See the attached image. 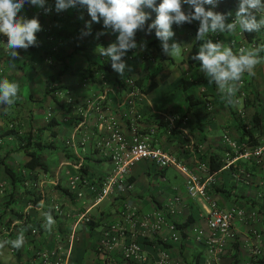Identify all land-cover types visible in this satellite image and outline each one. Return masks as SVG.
<instances>
[{
  "label": "crops",
  "instance_id": "obj_1",
  "mask_svg": "<svg viewBox=\"0 0 264 264\" xmlns=\"http://www.w3.org/2000/svg\"><path fill=\"white\" fill-rule=\"evenodd\" d=\"M220 1L218 0L217 6ZM48 3L53 6L50 14L43 15L41 14L43 9L28 4L18 14L26 15L28 18L38 17L41 24V31L36 34L38 46L27 50L18 49L19 58L16 59L8 55L4 43L0 46V80L7 78L9 81L20 84L19 98L15 105L7 111L6 106L0 105L1 120L22 123L23 131L32 130L37 141L41 140L53 146L52 150L48 149L40 153L41 158L44 153H47L48 159L42 158L47 168L46 171L41 169L30 171L25 168L28 157L21 150L22 142L20 144L16 142L18 135L5 136L8 132L3 129L1 131L5 141L0 147V189L1 186H5L9 194L5 195L0 192V243L4 245L0 247V264H32L30 257L34 247L60 248L68 257L69 264H96L98 261L96 247L103 225L120 220V211L126 203L137 207L142 213L155 211L168 213V206L174 203L173 198L176 196L183 198V204H174L177 214L170 216L169 219L179 224L186 223L189 218L192 219L193 224L185 230V239L182 238L179 243H172L169 240L170 232L164 229L156 238L149 237L141 240L144 241L143 250L152 262L162 250H165L171 257L170 264H207L204 245L196 243L192 236L193 229L201 227L206 229V214L200 202L188 198L185 191V177L176 169L169 168L160 171L154 163L142 162L132 170L130 176L133 190L120 192L119 195L110 197L96 206L95 200H92L90 196L79 200L68 193L66 189L69 179L67 172L76 173L73 167L83 163V160L84 172L92 180L106 176L111 170V165L94 150L99 124L95 113H92L88 120L87 135H90L91 139L84 148H79V136L82 133L77 134V125L80 119L74 114V109L60 104L63 100L57 99L59 102L56 103L52 96L48 95L47 81L49 77L60 74L58 84L63 90L76 94L80 99L105 97V104L112 112H115L120 101L121 88L114 77L119 78L124 74H130L134 78H139L153 73L157 76L159 88L145 96L138 106L144 117L141 128L145 132L150 131L156 121L153 119V114L159 116L160 109L188 115L190 121L185 133L171 135L164 127L159 126L156 147L176 156L191 169H195L199 164L210 168L211 158L223 161L228 152V147L223 143L225 134L239 144L247 142L241 139L238 122L244 118L245 122H251L255 113H258L263 120V127L262 132L253 130L259 140V146L248 147V149L251 152L264 150V60H261L255 67L254 75H244L249 100H240L239 105L227 104L217 86L209 83L205 74L200 70L198 66L200 61L192 58L193 63L189 62V53L196 41L195 29H199L200 25V21H193L192 26L187 23L173 24L172 30L175 35L169 38L171 43L188 44L184 50L187 57L181 64L186 70V77H176L169 69H167L168 72L165 70L164 64L171 62L172 58L165 60L161 65H159L158 57H156L157 62L151 65L139 60L136 55L142 52L140 47L129 50L126 55L128 57L130 54H135L134 59L126 60L130 70L126 69L123 75L113 70L111 75L100 77L98 72L89 74V58L93 57L92 55L100 56L97 51L98 46L106 47L115 42L118 34L109 32L97 39L95 33L80 38L81 29L85 27L86 21L91 19L86 9L74 7L57 13L54 8L55 1L50 0ZM205 8L221 13L211 5H205ZM189 9V5H182V10L186 13ZM143 10L151 15V18L146 21L147 26L156 19L157 13L147 7ZM262 15H264V10L257 13V19L259 20ZM96 30L97 32L104 31L102 20L99 24L93 23L92 32ZM142 36L149 39L144 47L147 51L153 50L149 44L157 40L158 47L164 54L162 41L155 36V30L150 35H146L145 31H138L136 34L138 45L141 43ZM220 37V41L230 46H232L231 42H236V46H233L234 51L242 47L239 45L240 38L236 33L226 32L220 34ZM204 42L202 41L201 44ZM77 48H80L79 51H76ZM63 59L68 67L66 70L62 65ZM172 64L174 65V62ZM86 76H94V78L97 76V78L95 82L83 89ZM183 80L194 83L186 94L199 98L200 92L206 89L211 96L213 112L208 114L205 110H200V125L194 112L188 111L185 93L181 90ZM197 108H202V105ZM48 115L58 122L54 130L56 137H51L50 132L43 129L48 124ZM65 118H69V121L64 122ZM75 135H78L76 146H67V142H71ZM6 166L18 174L19 178L15 184L7 174ZM237 167L245 169L249 183L236 185L232 179L231 170L224 168L212 173L215 182L211 188V198L217 201L222 209L243 208L248 214L244 221H236L235 241L228 245L225 255L218 264H253L252 249L254 246L259 247L264 254V198L260 197L264 195V153L261 158L253 156L250 160H239L232 170ZM32 176L44 181L46 187L45 199L38 197V204L34 200L32 202L34 209L30 210L32 224L40 229V234L35 238L30 237L25 240L24 245L17 249V253L12 254L8 249L10 243H6L10 241V237L2 233V227L6 221L12 223L20 212L31 204L30 194L24 192L22 180ZM216 188L228 190L231 197H226L220 191L216 192ZM50 201L62 204L63 213L56 215L51 208ZM22 207L23 210H21ZM49 212L57 224L53 225L51 231H46L44 224ZM67 214H71L70 217ZM79 214L89 215L94 221L92 225L94 227L83 223L76 224V216ZM253 216L255 217L252 219ZM165 246L168 248H164ZM11 254L16 256V260L10 258L5 260L4 256ZM121 254L122 250L119 248L111 257L109 264H133L123 260Z\"/></svg>",
  "mask_w": 264,
  "mask_h": 264
},
{
  "label": "built area",
  "instance_id": "obj_2",
  "mask_svg": "<svg viewBox=\"0 0 264 264\" xmlns=\"http://www.w3.org/2000/svg\"><path fill=\"white\" fill-rule=\"evenodd\" d=\"M41 14L47 15L44 11ZM5 42H7L6 36L0 34V46ZM125 84L132 85L133 81L127 80ZM243 85L242 80L240 86ZM83 87L86 88V86ZM49 91L51 96L63 100L62 102L68 108L74 109V114L80 119L77 125V134L82 133L79 136V148H84L91 139L90 135H87L88 120L91 114L95 113L99 124L94 150L111 165V170L106 176L92 180L84 172L83 160V163L73 167L76 173L67 172L69 179L66 189L68 193L79 200L90 196L92 200H95L96 206L110 197L119 195L120 192L133 190L130 176L132 170L142 162H152L160 171L174 168L185 177V191L188 198L200 202L206 214V229L195 228L192 230V236L196 243L204 245L207 264H218L225 255L228 245L235 241L236 221H244L246 212L240 208L222 209L217 201L211 198L210 191L215 180H213V174L208 166L199 164L195 169H191L176 156L156 147L159 131L158 122L156 121L154 127L148 132L141 128L144 117L137 108L142 96L140 89L121 88V97L115 112H112L105 104V97L80 99L68 90L59 89L57 84L52 85ZM236 100L239 101V99ZM206 108L211 112L213 104L206 102ZM240 114L243 115L242 112ZM162 116L163 121L167 124L169 134L174 131H178L180 134L185 133L190 121L189 116L169 114H162ZM51 119V115H48L47 123ZM68 119L65 118L64 122H68ZM4 128L6 132L14 131L19 135L24 133L22 123L3 122L0 118V147L4 143L1 133ZM78 135L73 136L72 141L67 142V146H76ZM223 143L228 147L224 169L231 170L232 179L236 184L249 183L245 169L237 167L232 170V168L241 159L250 160L253 156L261 158L264 150L259 149L251 152L246 144L233 141L227 134L223 136ZM29 179L26 180L25 186L35 195L30 198L31 204L26 202L28 205L20 212V215L12 223L6 221L2 227V233L10 237V241L15 240L22 230L25 240L30 237L35 238L40 234V229L32 224L30 210L34 209L32 202L35 197L41 196L45 199L46 187L44 181L35 176ZM5 191L6 188L1 186V194H4ZM173 202L172 205L168 206V213L162 211L142 213L137 207L126 203L120 211V220L103 225L96 247L98 255L96 264H109L111 257L119 248L122 250L121 257L128 263L170 264L171 257L165 250L160 252L156 260L149 261L143 250L144 241L141 240H146L149 237L156 238L164 229H167L170 232L169 240L172 243L181 242V232L175 226V222L169 218L177 214L174 204L182 205L183 198L176 196L173 198ZM50 204L56 215L63 213L62 204H55L53 201H50ZM70 215L67 214L68 217ZM76 219V224L83 223L90 226L94 222L87 214H79ZM10 251L12 254L17 253V249L13 248L11 244ZM252 255L256 261L263 257V252L259 247L254 246ZM30 259L32 264H69L68 257L60 248L41 249L34 247Z\"/></svg>",
  "mask_w": 264,
  "mask_h": 264
},
{
  "label": "clouds",
  "instance_id": "obj_3",
  "mask_svg": "<svg viewBox=\"0 0 264 264\" xmlns=\"http://www.w3.org/2000/svg\"><path fill=\"white\" fill-rule=\"evenodd\" d=\"M43 9L45 14L53 11L48 0H0V34L7 37L4 43L5 51L13 58H19L18 49L27 50L38 46L37 33L41 31L38 17L28 18L18 15L25 5ZM218 0H162L159 5L156 0H55L54 8L60 13L69 8L79 7L86 9L91 17L81 29L80 38L92 35L93 23L103 21L104 31L96 33V38L111 32L118 34L115 42L105 46H98L100 55L111 60L112 68L123 75L130 70L126 61L122 60L129 50L146 47V42L139 45L136 41L138 31H145L150 35L155 30V36L162 41L163 52L170 57L181 55V44H169V38L175 33L172 25H183L200 21L195 39L205 41L199 47L198 55L193 57L201 61L200 70L205 74L209 83H214L223 94L227 104L234 105L236 93L245 74L254 75L255 67L264 60L260 54L264 52V45L259 47H240L234 51L224 41L213 42L210 34H234L237 29L248 33L258 32L264 28V15L257 19V13L264 10V0H239L238 10L232 22H227L232 13H218L206 10L205 5L216 7ZM182 5H189L186 13ZM144 7L151 8L157 13L156 19L146 26L151 18ZM194 9V11H192ZM83 19V16H81ZM20 84L4 78L0 80V105L6 106V111L15 105L19 98ZM55 221L49 212L46 215L44 228L51 231ZM25 236L22 230L15 240L7 241L15 249L24 245ZM0 243V247H3Z\"/></svg>",
  "mask_w": 264,
  "mask_h": 264
},
{
  "label": "trees",
  "instance_id": "obj_4",
  "mask_svg": "<svg viewBox=\"0 0 264 264\" xmlns=\"http://www.w3.org/2000/svg\"><path fill=\"white\" fill-rule=\"evenodd\" d=\"M50 1V0H48ZM51 1H55V0H51ZM238 1L239 0H221L220 4L218 6H216V9L218 11H220L221 13L227 14V13H232L231 16H229L228 21L227 22H232V20L235 18V13L238 10ZM160 0H156V4L159 5ZM188 25H193L192 23H187ZM147 27V26H145ZM238 30H240L239 28L237 29L236 32H238ZM198 29H195V34L197 35ZM97 33L96 31H93L92 34ZM153 33V31H152ZM241 35L243 37V39L241 38V40L245 42L246 45H241L242 47H259L261 45H264V28H262L260 31L258 32H252V33H248V32H244L241 30ZM239 38V37H238ZM209 39H212V41L215 42H219L221 40L220 34H210ZM202 41H195L192 50L189 53V62L193 63L192 58L195 57L196 55H198V49L201 45ZM232 46H236V42H231ZM149 47H151L153 50L151 51H147V49H145L144 47L142 48V52H139L136 56L139 58V60L145 61L149 64L147 65H151L157 62L156 57H158V61H159V65H161L162 62H164L165 60H169L170 58H167L165 53L162 54V50L161 48L158 47V43L157 40H153L150 44ZM80 48H77L76 51H79ZM262 57H264V52H261L260 54ZM90 57L88 61L89 62V66H88V71L89 74H96L97 72L99 73L100 77H105V75L108 76V74L111 75V73H113V68H112V63L111 60L109 58H104V56L100 55V56H94ZM135 58V54L134 55H129L128 57H122V60L124 61H129ZM170 61L173 63L174 61L170 59ZM196 61V60H195ZM194 61V62H195ZM197 62V61H196ZM201 61L198 63V66H201ZM62 65H64V70H66V68H68L65 64V59L62 60ZM97 78V76H96ZM96 78H94V76L88 77L86 76L84 78L83 81V86H86V88L88 87V85H90L91 83L96 81ZM99 78V77H98ZM115 79H117V83L120 84L119 88H137L140 89L142 96L140 101L138 102L137 108L138 111L140 112V102L143 100V98L145 96L150 95L151 93H153L156 89L159 88V84L157 82V76L154 75L153 73L151 74H147L144 77H139V78H134L132 77L130 74L129 75H123L122 77H114ZM127 80H132L133 84L132 85H128L125 84V82ZM243 82L244 85L241 87L239 86V91L236 93V99L240 100H244V101H248V95H247V81L245 80V78L243 77ZM60 81V74H58L57 76H51L48 78L47 81V93L48 95L51 96V92L49 91V88L54 85V84H58V82ZM182 92L185 93V101L188 104V111L189 112H194L195 116L197 117L198 123L200 125V110H205L208 114L212 113L213 110L211 112L208 111V109L206 108V102H212L211 100V96L208 94L207 90L203 89V91L200 92L199 98H196L194 95L192 94H186L188 92L189 89H191L194 85L193 82L187 81V80H183L182 82ZM85 88V87H83ZM85 88V89H86ZM59 89L62 90V87H60L59 85ZM53 100L57 103L59 102L57 100V98H54L52 96ZM237 101V100H236ZM237 101L235 103L236 104H240V102ZM60 104H62V106L65 105L64 102H61ZM202 105V108H197L198 106ZM66 106V105H65ZM70 109V108H69ZM198 109V110H197ZM214 109V107H213ZM161 113L159 116L154 115L153 114V119H156V121L158 122L159 126L162 128L164 127L167 131V124L163 121V116L162 114H169V115H181L178 112H173V111H168L166 109H160ZM204 111V112H205ZM183 116H188L186 114H182ZM155 121V123H156ZM245 118L244 120H240V122H238V130L241 133V139L243 141H247L245 142V144L248 147H257L259 146V140L258 138L254 135L253 130H258L260 132H262V127H263V120L260 118V115L258 113H255L254 116L252 117L251 122H245ZM58 126V122L56 121L55 118H52L49 123L46 125L45 130H48L50 132L51 137H56V132L54 131L55 128ZM42 129V130H43ZM16 132L14 131H10L8 132V134L6 135H14ZM180 133L178 131H174L171 135ZM185 137V136H184ZM38 139H35L34 134L32 133V130L28 131L27 136L22 140V144H21V150L24 151V153L27 155L28 157V162L25 164V168H27L30 171H35L37 169H41L43 171H46V165L44 164L40 153H42L45 150H52L53 146L47 143L42 142L41 140L37 141ZM234 157V156H232ZM226 165V161L225 158L224 160H220L218 158L214 159L211 158L210 159V170L211 173H216L219 172L220 170H222ZM234 169V167L232 168ZM5 170L7 172V174L9 175V177L12 179V183L15 184L18 180V174L13 172L10 168H8L7 166L5 167ZM247 173V172H246ZM23 181V187H24V192L26 194H30V196H35L34 194H32V192L25 186V182L26 180H22ZM236 184V183H235ZM237 185V184H236ZM214 189V188H213ZM220 191L221 193H223L226 197H231V193L228 190H223V189H219L216 188V192ZM30 192V193H29ZM212 190L210 191V195H212ZM40 197V196H38ZM35 197V203L38 204L39 202V198ZM264 198V196H263ZM243 209V208H242ZM244 210V209H243ZM245 211V210H244ZM246 212V211H245ZM247 212H246V217H247ZM251 218V216H249ZM255 216L252 217V219ZM193 224V221L191 218H189L187 220L186 223H182L179 224L178 222H175V226L177 227L178 230H180L182 238L185 239V230L187 228H189L191 225ZM94 225V222L93 224ZM90 225V226H92ZM94 227V226H92ZM164 248H168V246H165ZM260 249V248H259ZM261 250V249H260ZM262 251V250H261ZM263 252V251H262ZM253 264H264V254L263 257L261 259H258L255 261L254 257H253Z\"/></svg>",
  "mask_w": 264,
  "mask_h": 264
},
{
  "label": "rangeland",
  "instance_id": "obj_5",
  "mask_svg": "<svg viewBox=\"0 0 264 264\" xmlns=\"http://www.w3.org/2000/svg\"><path fill=\"white\" fill-rule=\"evenodd\" d=\"M109 33V32H108ZM236 33V35H237V37H239L240 38V41H239V45H242V44H244L245 42H244V40L242 41L241 40V38L243 39V37H242V35H241V30H238V32H235ZM147 40H149V39H147V37H145V36H142L141 37V39H140V41L141 42H146ZM169 42V41H168ZM178 43V42H177ZM169 44H172L171 42H169ZM186 45H188V44H186ZM186 45H184V43L183 44H181V49H182V51H181V55L180 56H178V57H170V56H168V55H166V57L167 58H172L173 59V61H174V65L171 63V62H168V63H165L164 64V68H165V70L168 72V70L167 69H169L170 70V72H172V73H174V76H176V77H186L185 76V73H186V70H185V68L184 67H182L181 66V64H182V61H183V59L185 58L186 59V53L184 52V50H185V47H186ZM161 46H162V43H161ZM166 72V73H167ZM187 74V73H186ZM244 120V119H243ZM4 131H5V128L3 129ZM27 133H28V131L27 132H25L24 131V133H23V135H19L18 133H15L16 135H18L17 137H16V142L18 141L19 142V144H20V142H22V140L27 136ZM14 134V135H15ZM3 138V137H2ZM5 140L3 139V142H4ZM4 144V143H3ZM18 144V145H19ZM3 146V145H2ZM42 158L43 159H45V160H47L48 158H47V153H44L43 155H42ZM27 179H25V180H30L29 178L30 177H26ZM179 179H180V181L182 180L180 177H179ZM4 188H5V186H4ZM5 193V195L8 193V191H5L4 192ZM9 194V193H8ZM30 198H31V196H30ZM24 207V206H23ZM22 207V209L21 210H23L24 208ZM105 207L107 208V204L105 205ZM117 207H119V206H117ZM57 224V222H55V224L54 225H56ZM56 228V227H55ZM8 249H10V247L8 248ZM4 258H5V260H8V258H10V259H15L16 260V256L15 255H5L4 256Z\"/></svg>",
  "mask_w": 264,
  "mask_h": 264
}]
</instances>
